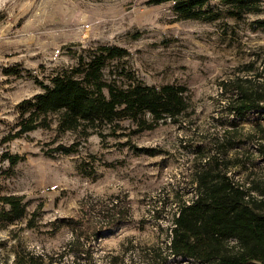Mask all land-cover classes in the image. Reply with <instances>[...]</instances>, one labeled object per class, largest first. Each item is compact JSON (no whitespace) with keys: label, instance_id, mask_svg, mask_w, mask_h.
<instances>
[{"label":"rangeland","instance_id":"1","mask_svg":"<svg viewBox=\"0 0 264 264\" xmlns=\"http://www.w3.org/2000/svg\"><path fill=\"white\" fill-rule=\"evenodd\" d=\"M256 20L264 11L208 22L175 20L169 4L149 0H0V185L28 203L25 218L0 227V264H11L16 249L43 264L185 263L167 249L171 220L210 156L232 180L264 187V138L255 131L264 111L236 119L220 89L251 79L244 65L260 68L264 27ZM97 43L126 48V64L146 84L186 86L188 111L140 132L122 120L113 134L86 139L36 129L1 142L14 132L16 104L75 63L74 51ZM73 141L76 152L53 151ZM4 153L20 159L11 166ZM66 220L86 232L78 255Z\"/></svg>","mask_w":264,"mask_h":264},{"label":"trees","instance_id":"2","mask_svg":"<svg viewBox=\"0 0 264 264\" xmlns=\"http://www.w3.org/2000/svg\"><path fill=\"white\" fill-rule=\"evenodd\" d=\"M169 4L175 20L215 21L222 18L239 20L264 11V0H149ZM264 27V20H256ZM126 48L97 43L74 51L75 63L54 69L48 82H38L41 90L16 104L14 132L1 142L26 135L36 129L52 130L57 135L72 133L86 139L92 133L113 134L122 120H128L135 132L151 130L166 119L175 121L190 108L186 86L177 83L160 85L144 83L126 64ZM252 78L237 77L221 82V94L230 101L227 113L241 119L250 112L264 111V60ZM19 68H6L5 73L21 75ZM257 120V119H256ZM255 131L264 138V126L255 121ZM263 146L258 150L263 153ZM78 150L77 142L58 143L53 151L69 155ZM13 166L17 154L4 153ZM213 154L204 170L197 174L194 195L177 205L167 241V249L183 264H264V187L245 186L222 171ZM27 201L21 194L4 191L0 185V227L26 217ZM118 221V219H117ZM117 222H111V225ZM70 225L74 233V254L85 251L79 244L81 225ZM27 227H34L33 217ZM11 264H43L42 257L24 249L14 250Z\"/></svg>","mask_w":264,"mask_h":264}]
</instances>
